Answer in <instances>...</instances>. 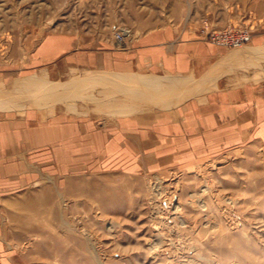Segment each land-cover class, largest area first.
<instances>
[{
	"label": "crops",
	"instance_id": "0c3cea01",
	"mask_svg": "<svg viewBox=\"0 0 264 264\" xmlns=\"http://www.w3.org/2000/svg\"><path fill=\"white\" fill-rule=\"evenodd\" d=\"M238 1L241 14L211 20L219 28L241 15L255 20L238 48L174 24L126 46L64 30L8 44L0 55V240L13 239L7 208L55 206L83 177L190 172L264 145V0Z\"/></svg>",
	"mask_w": 264,
	"mask_h": 264
},
{
	"label": "rangeland",
	"instance_id": "374dc122",
	"mask_svg": "<svg viewBox=\"0 0 264 264\" xmlns=\"http://www.w3.org/2000/svg\"><path fill=\"white\" fill-rule=\"evenodd\" d=\"M241 9L238 0H0V55L31 34L103 40L125 29L128 43L150 29L198 28L203 18ZM236 19L232 25L255 26L249 15ZM55 203L7 208L13 239L0 240V264H264V145L227 151L190 172L83 177Z\"/></svg>",
	"mask_w": 264,
	"mask_h": 264
},
{
	"label": "built area",
	"instance_id": "2783aa9c",
	"mask_svg": "<svg viewBox=\"0 0 264 264\" xmlns=\"http://www.w3.org/2000/svg\"><path fill=\"white\" fill-rule=\"evenodd\" d=\"M198 34L205 40L226 48H238L248 44L252 38V32L247 26H235L229 24L225 27L215 26L209 18H203L198 27ZM119 44H126L129 39L127 30L122 29L115 34Z\"/></svg>",
	"mask_w": 264,
	"mask_h": 264
},
{
	"label": "bare ground",
	"instance_id": "6f19581e",
	"mask_svg": "<svg viewBox=\"0 0 264 264\" xmlns=\"http://www.w3.org/2000/svg\"><path fill=\"white\" fill-rule=\"evenodd\" d=\"M126 46V45H125Z\"/></svg>",
	"mask_w": 264,
	"mask_h": 264
}]
</instances>
